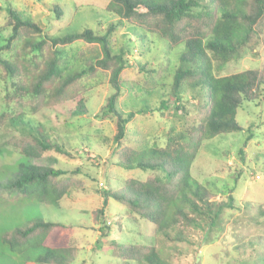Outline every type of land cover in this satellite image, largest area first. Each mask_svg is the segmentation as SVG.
<instances>
[{"label": "trees", "instance_id": "16d2710c", "mask_svg": "<svg viewBox=\"0 0 264 264\" xmlns=\"http://www.w3.org/2000/svg\"><path fill=\"white\" fill-rule=\"evenodd\" d=\"M105 10L117 18L105 32L84 28L53 36L17 9L6 7L7 17L0 26V132L10 127L4 144L33 161L0 188L11 194L37 196V201L46 204L59 203L83 188L74 177L79 169L63 172L34 163L51 155L72 157L68 145L34 119L45 111L57 119L66 115L64 122L87 115L85 95L104 79L110 93L95 116L114 124L110 161L125 171L139 170L145 178L125 179L115 190L105 186L101 207L92 212V219L103 224L100 235L106 238L105 208L112 199L125 208L126 219L150 224L154 241L147 243L138 238V242L121 244L106 239L102 256L116 264H165L161 261L163 247L170 251L169 245L174 250L184 244L192 253L178 251V255L195 257L198 250L223 234L225 220L239 212L233 188L224 187L215 199L209 188L192 178L190 170L205 141L242 131L236 122L237 112L261 95L264 67L224 77H216L213 72L215 64L221 67L237 61L242 50L257 52L260 48L264 42V0H109ZM53 11L60 19L61 10L53 6ZM119 25L126 26L140 42L157 36L164 41L167 53L183 47L169 74V83L159 84L157 78L167 69L168 56L161 59L157 69L135 65L143 79H153L150 87L123 80L131 61L127 44L117 53L113 51ZM79 44L87 45V51ZM134 90L136 101L161 92L158 105L151 107L147 101L139 110L132 107L124 111L121 98L129 99ZM195 100L192 112L189 104ZM72 102L74 109L67 111L65 105ZM155 111H171L187 119V124L163 145L146 140L148 134L134 136L128 131L137 116ZM190 114L193 118H187ZM248 140L250 135L242 148ZM242 148L238 151L241 161ZM236 172L234 183L242 174L240 168ZM256 217L264 220V203L259 204ZM74 232L73 225L37 219L5 232L1 242L17 254L31 246L39 247L42 252L36 258L37 264H73L79 252L73 245ZM237 240L242 242V237Z\"/></svg>", "mask_w": 264, "mask_h": 264}, {"label": "rangeland", "instance_id": "374dc122", "mask_svg": "<svg viewBox=\"0 0 264 264\" xmlns=\"http://www.w3.org/2000/svg\"><path fill=\"white\" fill-rule=\"evenodd\" d=\"M108 2L109 0H0V26L7 17L6 7L11 6L53 36L80 32L84 28L103 33L110 22L117 21L115 16L105 10ZM53 6L61 10L60 19L56 18ZM143 42L138 41L126 26L117 27L113 51L117 53L121 46L128 45L127 57L131 61V67L125 69L122 75L123 80L139 82L150 87L153 79H143L135 65L147 64V68L157 69L158 65L162 64L161 59L168 56L167 69L157 78L159 84L169 83V74L175 67L177 55L183 47L178 46L168 54L164 41L155 35L148 36ZM78 47L84 51L88 48L85 44H79ZM261 67H264V42L257 52L242 50L235 62L221 67L215 64L213 74L216 77H224ZM2 87L3 84L0 82V102ZM262 88L257 100L245 104L237 112L236 122L241 125L242 131L205 141L190 170L192 178L209 188L215 194V199L220 197L221 191L233 188L239 212L225 220L223 234L198 250L195 257L193 254L187 257H182L184 254L178 255V251L192 253L184 244H178L174 250L169 245L170 251L163 247L161 261L165 264H194V261L196 264H232L234 261L235 264H264V220L256 217L259 204L264 203V86ZM109 93V86L103 79L96 88L85 95L89 111L87 115L72 117L64 122L66 115L63 117L59 115L57 119L55 114L45 111L43 115L34 119L40 120L51 129L54 138L65 142L72 155L69 158L45 156L34 163L63 172L79 169L74 177L82 182L83 188L56 204L41 203L37 201V196L11 194L0 188V264H37L36 258L42 252L39 247L31 246L17 254L1 242V236L5 232L37 219L75 226L74 233L77 235L73 245L79 252L73 264H116L108 256H102L104 252L101 247L104 242L106 244V239L121 244L138 242V238L147 243L154 241L151 225L141 220L133 223L126 219L128 216L125 208L112 199L105 208L104 222L108 227L104 229L106 238H101L100 235L99 227L103 224L98 220L96 225L92 219V212L101 207L105 186L106 189L115 190L125 179H140L144 176L139 170L125 171L110 161L113 159L111 152L114 145L111 137L114 133V124L111 120H100L95 116ZM136 93L134 90L128 96L129 99L124 96L121 98L120 107L124 111H129L132 107L139 110L147 101L151 107L158 105L161 92L138 101L135 100ZM188 97L186 96V99ZM196 104L197 100L189 104L192 112ZM74 106L75 103L72 102L65 105V109L72 111ZM187 118H193V115L190 114ZM186 124L187 119L175 116L171 111L167 113L155 111L137 116L129 124L128 131L134 136L148 134L146 140L163 145L170 135L179 132ZM10 129L5 126L0 132V184L18 177L24 171V166L33 161L20 156L11 146L4 144L10 136ZM248 135L250 140L242 148V143ZM241 148L243 161L238 154ZM238 168L242 174L237 183H234V178L238 177L236 172ZM91 227H94V230ZM239 237H242V242H238ZM85 239L88 242H85ZM250 243L254 246L251 247Z\"/></svg>", "mask_w": 264, "mask_h": 264}]
</instances>
